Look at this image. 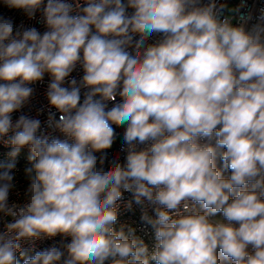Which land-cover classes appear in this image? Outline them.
I'll use <instances>...</instances> for the list:
<instances>
[{
    "label": "clouds",
    "instance_id": "obj_1",
    "mask_svg": "<svg viewBox=\"0 0 264 264\" xmlns=\"http://www.w3.org/2000/svg\"><path fill=\"white\" fill-rule=\"evenodd\" d=\"M0 6L39 13L45 28L0 15V144L11 149L0 163V264H264V15L248 29L250 13L233 23L243 3L218 0ZM77 65L82 78L68 80ZM46 74L47 126L66 139L38 135V118L13 120ZM114 126L123 162L109 159ZM126 192L151 247L130 225L115 230ZM58 235L70 237L63 249L21 247Z\"/></svg>",
    "mask_w": 264,
    "mask_h": 264
},
{
    "label": "built area",
    "instance_id": "obj_2",
    "mask_svg": "<svg viewBox=\"0 0 264 264\" xmlns=\"http://www.w3.org/2000/svg\"><path fill=\"white\" fill-rule=\"evenodd\" d=\"M204 2H207V0H204ZM218 3H233L232 9H236L240 7V5L243 3L245 6L240 8V12L234 14L233 23L237 24L239 22V16L241 14L252 15V20L249 21L247 24V28L251 29V27L256 24L259 21V17L261 15H264V0H218ZM133 10L128 9L129 14H131ZM228 10H225V15L228 16ZM0 15L5 16H11L14 18L15 23L19 25L21 21L24 22L25 27H36L41 33L45 30L44 26L40 24L39 16L40 14L37 13V18L35 20H29L24 14L19 10H9L4 8L3 6H0ZM138 39V36L136 37ZM156 42V38H151L148 43L152 44ZM83 76V70L82 68L77 65L76 69L71 73L68 80H71L72 78H75L77 82L80 81V79ZM50 82V76L47 74L44 77V80L41 82H37L35 85H31L34 88V94L31 98L28 105H26L20 112H16L13 114V120L17 119L19 115L24 114L31 118H38L41 121V129L39 134H46L50 135V137H58L60 139H66L61 133H59L58 130H54L51 128H48L47 126V120L49 115V104L46 98V92H47V85ZM65 87H68V82H65ZM87 91L86 89H81V102L83 100V94ZM119 97H117V101H119ZM112 106V102H108V107L110 108ZM52 112H56L54 108H51ZM56 118H59V113L56 114ZM115 131L117 133V140L113 144L112 148L107 150L109 159L112 158H119L121 162L124 160V156L126 155L125 152L121 151V148L124 147L122 136L124 132L123 127H116L114 126ZM71 142V141H69ZM205 142V141H202ZM214 143V141H213ZM10 147H5L4 145L0 144V163H5L8 161L7 153L10 151ZM29 151L27 148L23 149L21 151V154L17 157V169L20 173V183H19V190L23 192V190L27 187V182L23 179V169L25 167L30 166V161L28 160ZM217 167L222 168V161L217 160ZM225 176L229 175V172H224ZM13 199H16L15 195L12 197ZM129 201H133V194L131 192H126L123 194V197L120 201H118L119 207H118V219L115 225V230H119L121 225H130L136 229V235L142 239L145 240V242L151 247L154 243V240L152 238V230L151 227L147 224H145L143 221H141L140 217L142 215V207L139 205H136L133 201L132 208L129 209L127 207V204ZM145 207H147V210L150 215H153L152 207L145 202ZM220 214H218L219 216ZM0 230H3V223L0 222ZM70 242L69 238H64L61 236H56L54 238L48 239L43 238L37 241H22L21 247L22 249H31L33 246V243L35 245V251H42L45 249H48L52 246H56L58 248L63 249V245ZM34 251H30L29 255H34ZM19 256V254H18ZM22 263V260L21 262Z\"/></svg>",
    "mask_w": 264,
    "mask_h": 264
},
{
    "label": "rangeland",
    "instance_id": "obj_3",
    "mask_svg": "<svg viewBox=\"0 0 264 264\" xmlns=\"http://www.w3.org/2000/svg\"><path fill=\"white\" fill-rule=\"evenodd\" d=\"M228 6H229V8L232 9V7H233V3H229Z\"/></svg>",
    "mask_w": 264,
    "mask_h": 264
},
{
    "label": "water",
    "instance_id": "obj_4",
    "mask_svg": "<svg viewBox=\"0 0 264 264\" xmlns=\"http://www.w3.org/2000/svg\"><path fill=\"white\" fill-rule=\"evenodd\" d=\"M228 15H230V13H228Z\"/></svg>",
    "mask_w": 264,
    "mask_h": 264
},
{
    "label": "trees",
    "instance_id": "obj_5",
    "mask_svg": "<svg viewBox=\"0 0 264 264\" xmlns=\"http://www.w3.org/2000/svg\"><path fill=\"white\" fill-rule=\"evenodd\" d=\"M20 264H22V263H20Z\"/></svg>",
    "mask_w": 264,
    "mask_h": 264
}]
</instances>
